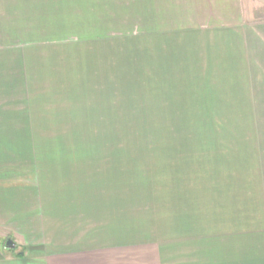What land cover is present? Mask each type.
Instances as JSON below:
<instances>
[{"label":"crops","instance_id":"obj_1","mask_svg":"<svg viewBox=\"0 0 264 264\" xmlns=\"http://www.w3.org/2000/svg\"><path fill=\"white\" fill-rule=\"evenodd\" d=\"M213 11L225 18L211 22L222 30L215 45L238 48L247 72L256 74L242 80L261 86L264 23L242 25L239 0H0V264H164L166 237H209L201 249L208 252L207 264H264L261 254L249 260V250H264L250 240L264 235H254L241 203L224 211L220 201L214 215L194 213L193 219L155 215L151 200H137L136 189L120 177L102 178L100 173L119 172V163L88 153L87 139L74 143L68 131L87 129L82 99L99 96L87 90L89 56L80 59L86 42L109 34H167L164 28ZM248 101L251 108L264 107V93ZM172 168L180 174L175 187H187V168L180 162ZM166 223L173 227L157 233ZM8 229L16 237L3 235ZM19 237L27 256L8 258L13 248L5 249V242L19 244Z\"/></svg>","mask_w":264,"mask_h":264},{"label":"rangeland","instance_id":"obj_2","mask_svg":"<svg viewBox=\"0 0 264 264\" xmlns=\"http://www.w3.org/2000/svg\"><path fill=\"white\" fill-rule=\"evenodd\" d=\"M239 2L242 25L264 23V0ZM206 15L189 19L185 26L164 28L167 34H109L97 40L88 35L91 42L84 44L80 59L82 63V57L89 56L87 90L99 96L82 99V107L87 101L86 123V115L82 119L87 129L68 131L74 143L80 137L87 139L88 153L97 152L109 165L119 163V172L100 173L102 178L120 177L123 185L136 189L137 200L140 196L151 200L155 215L161 211L172 219H193L194 213L214 215L220 201L224 211L241 203L249 223H254V235H264L258 160L264 154L260 150L264 107L251 108L248 101L249 96L264 93V81L260 86L242 80L256 74L247 72L238 48L215 45L222 30L211 27V22L225 18L216 16V11L209 18ZM79 57L74 55V60ZM98 68L105 74H98ZM73 148L80 152L75 150L79 146ZM177 162L190 173L183 177L187 187H175L180 174L172 166ZM188 187L195 191L190 194ZM171 225L166 223L156 232L166 235ZM3 235L16 237L9 229ZM252 239L255 244L250 246H264L263 237ZM12 241L15 247L8 258L16 253L25 258L22 239L19 244ZM208 243L209 237H166L161 242L166 245L164 264H207L208 252L201 249H207ZM260 254L264 259V250H249V260Z\"/></svg>","mask_w":264,"mask_h":264},{"label":"water","instance_id":"obj_3","mask_svg":"<svg viewBox=\"0 0 264 264\" xmlns=\"http://www.w3.org/2000/svg\"><path fill=\"white\" fill-rule=\"evenodd\" d=\"M4 248L8 250L14 248V242L11 239H8L4 244Z\"/></svg>","mask_w":264,"mask_h":264},{"label":"trees","instance_id":"obj_4","mask_svg":"<svg viewBox=\"0 0 264 264\" xmlns=\"http://www.w3.org/2000/svg\"><path fill=\"white\" fill-rule=\"evenodd\" d=\"M21 257H22V254H19V259H21Z\"/></svg>","mask_w":264,"mask_h":264}]
</instances>
